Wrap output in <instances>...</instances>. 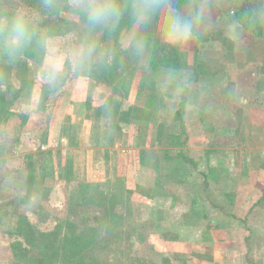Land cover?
Returning <instances> with one entry per match:
<instances>
[{"label": "rangeland", "instance_id": "1", "mask_svg": "<svg viewBox=\"0 0 264 264\" xmlns=\"http://www.w3.org/2000/svg\"><path fill=\"white\" fill-rule=\"evenodd\" d=\"M211 3L214 30L186 50L164 43L155 22L148 26L145 36L151 57L147 63L133 59L123 45L129 16L115 32H96L100 46L111 49L113 56L87 74L105 84L106 91L113 90V95L122 92L134 102L135 97L143 102L144 111L137 114L153 124L143 130L145 167L136 171L126 199L111 203L112 210L106 200L116 194L111 189L118 187L116 181L86 189L79 197L72 194L73 198L66 195L47 200L30 191V199L5 200L1 207L11 215L0 216V264H41L43 257L51 264H220L212 262L228 255L237 261L224 264H264V186L258 194L263 197L261 202L260 198L245 208L237 206V196L250 186L239 189L241 177L250 169L245 159L256 154L254 144L262 150L251 162L264 167V37H256L245 27L238 43L225 36L227 25L237 20L238 10L247 6L264 13V0ZM21 7L36 16L40 29L54 34L61 43H74L82 31L83 21L73 13L71 0H0V10ZM45 64L43 51L34 46L14 62L0 58V86H8L13 78L22 79L27 65L44 80ZM11 66L19 72L14 74ZM169 68L190 77L186 94L177 93L173 98L172 93L160 89L161 77ZM179 110L185 120L188 112L201 117L195 122L194 134L186 126V132L182 130ZM222 113L225 121L228 114L229 119L232 114H243L245 121L240 116L233 125L231 121L220 123ZM217 131L224 133L216 135ZM239 148L241 155L236 152ZM210 161L215 162V168L210 167ZM173 196L179 199L176 206L172 205ZM189 210L194 213V218L189 216L191 222L201 220L200 230L193 229L191 235L180 227ZM224 216L227 219L222 223L228 230L217 232L215 240L210 229ZM63 234L81 238L80 261L54 254L62 253L64 246L57 241ZM184 237H191V244L186 245L193 254L189 247H172L175 241L183 243ZM192 257L198 263L194 258L193 262L186 260Z\"/></svg>", "mask_w": 264, "mask_h": 264}, {"label": "crops", "instance_id": "2", "mask_svg": "<svg viewBox=\"0 0 264 264\" xmlns=\"http://www.w3.org/2000/svg\"><path fill=\"white\" fill-rule=\"evenodd\" d=\"M27 66L22 79L13 78L8 86H0V216L11 215L2 209L5 200L14 203L30 199L32 197L27 195L30 191L38 193L40 199L55 200L66 195L79 197L86 190L83 187H95L105 182L119 183L117 188H111L114 192L124 193L131 189L136 171L145 167L141 157L147 147L142 144L143 130L153 126L137 114L138 111L143 113V102L136 97L134 102L122 92L113 95V90L109 91L108 88L106 91L105 84L87 73H72L69 78V73H66L64 83L58 81L50 86L41 80V76H35L33 68ZM11 67L14 74L19 72L15 66ZM240 116L244 122L243 114H232L230 119L228 114L225 121L226 114L222 113L218 122L231 121L233 125ZM200 118L188 112L184 120L190 133H193L195 122H199ZM260 150L262 147L254 144L252 151L256 154L245 159L244 164L250 169L241 177L239 189L247 184L250 186L237 196L239 208L263 199L258 194L264 186V167L251 162L257 158ZM236 152L241 155L243 151L239 148ZM262 159L264 161V156ZM214 163L210 161V167L215 168ZM172 199V205L176 206L178 197L173 196ZM192 212L189 210L184 214L182 219L186 222L179 225L188 229L183 232H189V235L193 229L198 230L201 223V220L190 221L189 216L194 215ZM198 215L205 219L209 217L208 213ZM226 219L225 216L218 217L217 223L210 229L216 236L215 240L218 238L217 232L228 230L223 224ZM182 239L183 243L175 241L172 247H189L193 254L195 251L186 245L191 244V237ZM219 240L222 244L220 237ZM232 247L235 246L232 244ZM228 256L227 259L220 257L218 260L214 257L212 263L237 261L233 255ZM193 258L186 260L193 262Z\"/></svg>", "mask_w": 264, "mask_h": 264}, {"label": "clouds", "instance_id": "3", "mask_svg": "<svg viewBox=\"0 0 264 264\" xmlns=\"http://www.w3.org/2000/svg\"><path fill=\"white\" fill-rule=\"evenodd\" d=\"M212 7L211 0H71L73 13L83 21L78 39L71 44L61 43L54 34L40 29L36 16L26 8L0 10V58L14 62L35 46L43 51L46 60L42 78L54 85L66 73H88L110 61L112 50L102 48L95 34L115 32L127 15L130 26L124 33L123 45L133 59L147 63L151 57L150 42L145 36L148 26L155 22L164 43L186 50L214 30ZM257 23H264V13H257L255 19L230 22L225 36L238 43L245 24L254 27ZM190 86V77L172 68L164 71L159 85L173 98L177 93L186 94Z\"/></svg>", "mask_w": 264, "mask_h": 264}, {"label": "trees", "instance_id": "4", "mask_svg": "<svg viewBox=\"0 0 264 264\" xmlns=\"http://www.w3.org/2000/svg\"><path fill=\"white\" fill-rule=\"evenodd\" d=\"M256 14H257V12L253 8H249L247 6H244L240 10L237 11L236 19L237 20H241V21L251 20V19H255L256 18ZM244 27L249 32H251L253 35H255L256 37H261V38L264 37V23H257L254 27H249V26H247V24H245ZM177 117L180 119V123L182 125V127H181L182 130L184 132H186L185 121H184V117H183V114H182L181 110H179L177 112ZM143 166H145V165H143ZM91 187H93V186H85L83 188L90 189ZM115 193L116 194L111 193V195H110L111 199H107L106 200L107 204H108V206L110 207L111 210H112V204L111 203H114L113 201L115 199L119 200L120 202L123 201L124 199H126L125 194L127 192H124L125 194L123 192L122 193L121 192H115ZM81 195H84V192ZM106 210H108V209H106ZM111 210H110V212H111ZM110 212L108 211V213H110ZM115 217H118V216H115ZM60 238L61 239H59L57 242H58V244L60 243L59 245L63 244V246H64V247H62L63 248L62 253L61 252L59 253L58 251H56L54 254H56V255L59 254L61 256H65V257H70L73 260V262H75L76 260L80 261V255L82 256V254H81L82 251H79V249H80L79 247L82 244V243H80V241H81L80 239L81 238H77L74 235H64V234ZM90 240H92V239L91 238L90 239H86V242L89 243ZM58 247L59 246H56V248H58ZM43 253L44 254L47 253L46 255H48V251H45ZM46 255H44V256H46ZM78 261H76V262H78ZM40 263L41 264H51L53 262L48 261L46 258L43 257L42 261ZM64 263H65V261H64ZM65 264H67V263H65ZM69 264H71V263H69Z\"/></svg>", "mask_w": 264, "mask_h": 264}]
</instances>
